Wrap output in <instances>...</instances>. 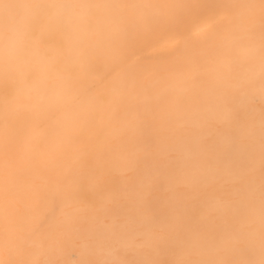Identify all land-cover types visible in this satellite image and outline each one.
<instances>
[{
    "label": "bare ground",
    "instance_id": "bare-ground-1",
    "mask_svg": "<svg viewBox=\"0 0 264 264\" xmlns=\"http://www.w3.org/2000/svg\"><path fill=\"white\" fill-rule=\"evenodd\" d=\"M0 264H264V0H0Z\"/></svg>",
    "mask_w": 264,
    "mask_h": 264
}]
</instances>
